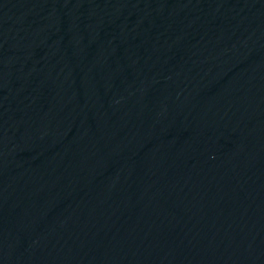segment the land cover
<instances>
[{"label": "water", "instance_id": "95a60500", "mask_svg": "<svg viewBox=\"0 0 264 264\" xmlns=\"http://www.w3.org/2000/svg\"><path fill=\"white\" fill-rule=\"evenodd\" d=\"M0 264H264V0H0Z\"/></svg>", "mask_w": 264, "mask_h": 264}]
</instances>
